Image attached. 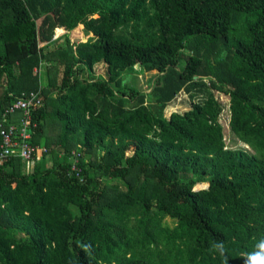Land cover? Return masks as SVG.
<instances>
[{
	"label": "trees",
	"instance_id": "trees-1",
	"mask_svg": "<svg viewBox=\"0 0 264 264\" xmlns=\"http://www.w3.org/2000/svg\"><path fill=\"white\" fill-rule=\"evenodd\" d=\"M29 93L44 152L0 162V264H222L214 239L242 264L264 236V0H0V121Z\"/></svg>",
	"mask_w": 264,
	"mask_h": 264
},
{
	"label": "built area",
	"instance_id": "built-area-1",
	"mask_svg": "<svg viewBox=\"0 0 264 264\" xmlns=\"http://www.w3.org/2000/svg\"><path fill=\"white\" fill-rule=\"evenodd\" d=\"M40 106L39 98L34 93L20 95L13 103L5 109L0 121V162L9 157H20L30 160L33 153L40 154L44 149L34 148L26 143L29 134L26 132L28 128L29 113ZM19 113L21 115L18 125L6 123L5 119L9 115ZM75 169V167H73Z\"/></svg>",
	"mask_w": 264,
	"mask_h": 264
},
{
	"label": "rangeland",
	"instance_id": "rangeland-1",
	"mask_svg": "<svg viewBox=\"0 0 264 264\" xmlns=\"http://www.w3.org/2000/svg\"><path fill=\"white\" fill-rule=\"evenodd\" d=\"M58 30L60 31L62 29L59 28ZM57 33H56V29H54L53 38L58 37L59 45L64 44L63 36H62L64 33L63 30L60 32H57ZM56 34H57V36H56ZM67 39L71 43L75 44L77 42H84L86 38H85V35H84L83 31L81 30V28L77 27L67 34ZM42 45H43L42 43H40V42L38 43V47H41ZM94 71H95L96 76L101 77V78L105 77L104 76V69L101 66L96 67L94 69ZM128 74L129 73H126L125 76ZM157 79H158V76L153 75V74L139 75V78H137V77L134 78L133 76L128 75V77L124 78V83H127L131 87L135 88V90L137 92H143V93L146 92L148 94L150 92V88L155 87V85L157 83ZM41 85H45V78L44 77L41 78ZM220 100L223 101V103L227 104V99L225 97L220 96ZM189 108H190V104L187 100L186 95L185 94H179L178 97L172 103H170L167 106L165 115L168 117L171 112H174V111L184 112V111L188 110ZM220 123L222 124L223 129H224V140H225L226 147L231 148V149H234V148H245V149H247V147H245L244 145L235 141V138L229 133L228 128H227V113H226V111L224 113H222L221 118H220ZM203 187H204V185L203 186L202 185L197 186L196 189H200ZM166 222L168 224H172L171 220H169V219Z\"/></svg>",
	"mask_w": 264,
	"mask_h": 264
},
{
	"label": "clouds",
	"instance_id": "clouds-1",
	"mask_svg": "<svg viewBox=\"0 0 264 264\" xmlns=\"http://www.w3.org/2000/svg\"><path fill=\"white\" fill-rule=\"evenodd\" d=\"M209 251L219 257L222 264H228L229 249L222 239H214L210 245ZM241 258L242 264H264V236L255 240L251 250L241 253Z\"/></svg>",
	"mask_w": 264,
	"mask_h": 264
},
{
	"label": "crops",
	"instance_id": "crops-1",
	"mask_svg": "<svg viewBox=\"0 0 264 264\" xmlns=\"http://www.w3.org/2000/svg\"><path fill=\"white\" fill-rule=\"evenodd\" d=\"M59 30L58 29H56V33L58 32ZM60 31H62V30H60ZM58 34V33H57ZM57 34H56V36H57Z\"/></svg>",
	"mask_w": 264,
	"mask_h": 264
}]
</instances>
